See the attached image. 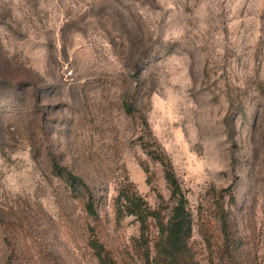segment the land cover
I'll list each match as a JSON object with an SVG mask.
<instances>
[{"label":"rangeland","instance_id":"rangeland-1","mask_svg":"<svg viewBox=\"0 0 264 264\" xmlns=\"http://www.w3.org/2000/svg\"><path fill=\"white\" fill-rule=\"evenodd\" d=\"M143 138L192 264H264V0H0V264H99L89 230L115 264H165Z\"/></svg>","mask_w":264,"mask_h":264},{"label":"trees","instance_id":"trees-1","mask_svg":"<svg viewBox=\"0 0 264 264\" xmlns=\"http://www.w3.org/2000/svg\"><path fill=\"white\" fill-rule=\"evenodd\" d=\"M125 112L132 113V106L124 105ZM146 126V125H145ZM141 149L145 152L150 160L157 162L163 170L165 181L170 187L171 195L174 198V205L172 206L166 223L160 224L162 240L159 245V255L164 260L165 264H192L191 257L188 251V239L191 233V219L186 208V198L177 181L172 166L162 152L161 148L154 142L148 141L145 138L141 141ZM63 178V177H62ZM64 180L69 187L79 184L75 178ZM118 199L126 202L132 212L139 216L141 221H144L149 215L146 213L147 209L143 207L142 199L131 191L130 186H125L120 190ZM85 210L89 216H94V209L91 204H85ZM156 214L151 213V216ZM223 230L226 229L224 217L221 218ZM88 246L95 253L99 264H115L105 253L103 246L95 238L93 231L89 230Z\"/></svg>","mask_w":264,"mask_h":264}]
</instances>
